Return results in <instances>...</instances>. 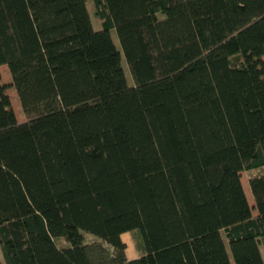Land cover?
Here are the masks:
<instances>
[{"label":"trees","instance_id":"trees-1","mask_svg":"<svg viewBox=\"0 0 264 264\" xmlns=\"http://www.w3.org/2000/svg\"><path fill=\"white\" fill-rule=\"evenodd\" d=\"M90 1L0 0V264H264V0Z\"/></svg>","mask_w":264,"mask_h":264},{"label":"rangeland","instance_id":"rangeland-1","mask_svg":"<svg viewBox=\"0 0 264 264\" xmlns=\"http://www.w3.org/2000/svg\"><path fill=\"white\" fill-rule=\"evenodd\" d=\"M87 8H88L94 29L98 30L100 28V23L94 17L93 6H92V3L90 0H87ZM110 35H111V38L113 40L114 45L116 46L117 50L121 54V65H122V68H123L124 73H125V78H126L127 84L129 86H133V80H132L131 75L129 73L128 66H127L126 60L124 58V55L122 53L120 43H119V40L117 38L115 30H111ZM0 72H1V82L0 83L6 86L7 94L10 98L12 109L14 110V112L16 114H18L20 112V110L18 109L19 108V102H18V100H16V94L14 93L11 86L9 85L10 78H9V75L7 74V66H1ZM19 121H23V120L19 119ZM261 173H264V170H255L252 172V175H260ZM248 177H249L248 173H246V172L241 173V182H242V185H243V188L245 191V195L247 197V200H248L250 206H254V200H253V197H252V194H251V191L249 188V184H248ZM253 215H256L255 209H253ZM82 236H83V243H85V244L92 243V242L99 240L96 236H94L90 233H86V232H82ZM125 241L127 242V245H128V255L136 256L132 259L139 257L141 252L138 251V249L136 248V244H135V241L133 238V234L132 233L127 234ZM57 243L59 246L68 245V243L63 238L58 239ZM261 252H262V255L264 258V246L263 245H261ZM0 259L2 260L1 255H0Z\"/></svg>","mask_w":264,"mask_h":264},{"label":"crops","instance_id":"crops-1","mask_svg":"<svg viewBox=\"0 0 264 264\" xmlns=\"http://www.w3.org/2000/svg\"><path fill=\"white\" fill-rule=\"evenodd\" d=\"M127 234H129V233H124V234H122L121 235V239H122V241L125 243V245H126V255H127V258L129 259V260H133L132 258H134V257H136V256H130V255H128V245H127V242L125 241V239H126V235ZM138 258V257H137ZM136 259V258H135Z\"/></svg>","mask_w":264,"mask_h":264}]
</instances>
